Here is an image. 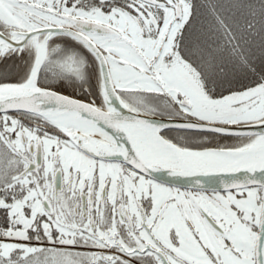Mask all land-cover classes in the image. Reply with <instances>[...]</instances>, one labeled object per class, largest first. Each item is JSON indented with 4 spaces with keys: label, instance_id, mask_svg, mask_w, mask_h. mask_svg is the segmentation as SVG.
<instances>
[{
    "label": "snow or ice",
    "instance_id": "6c2138e0",
    "mask_svg": "<svg viewBox=\"0 0 264 264\" xmlns=\"http://www.w3.org/2000/svg\"><path fill=\"white\" fill-rule=\"evenodd\" d=\"M0 264H264V0H0Z\"/></svg>",
    "mask_w": 264,
    "mask_h": 264
}]
</instances>
